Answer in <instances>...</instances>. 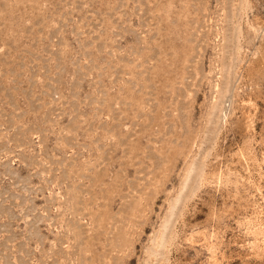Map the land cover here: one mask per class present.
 Returning a JSON list of instances; mask_svg holds the SVG:
<instances>
[{"label":"rangeland","instance_id":"rangeland-1","mask_svg":"<svg viewBox=\"0 0 264 264\" xmlns=\"http://www.w3.org/2000/svg\"><path fill=\"white\" fill-rule=\"evenodd\" d=\"M0 264H264V0H0Z\"/></svg>","mask_w":264,"mask_h":264}]
</instances>
